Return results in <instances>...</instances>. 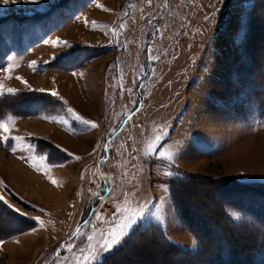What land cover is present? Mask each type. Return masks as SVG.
Here are the masks:
<instances>
[{"label":"rangeland","instance_id":"1","mask_svg":"<svg viewBox=\"0 0 264 264\" xmlns=\"http://www.w3.org/2000/svg\"><path fill=\"white\" fill-rule=\"evenodd\" d=\"M57 2L0 0V84L19 90L0 96V120L24 138L0 141V194L24 213L0 201V264H76L118 208L144 203L139 226L92 264H264V0ZM87 5L81 31L61 34ZM53 73L67 95L43 84ZM16 77L98 127L81 131Z\"/></svg>","mask_w":264,"mask_h":264},{"label":"snow or ice","instance_id":"2","mask_svg":"<svg viewBox=\"0 0 264 264\" xmlns=\"http://www.w3.org/2000/svg\"><path fill=\"white\" fill-rule=\"evenodd\" d=\"M33 2H37V0H33ZM151 0H149V3ZM4 3L7 4L8 0H4ZM106 11H110V9H105ZM208 17H205L207 19ZM87 19H85V23H87ZM94 25L96 24L95 21L92 22ZM124 25H121L123 27ZM46 43H49L46 41ZM50 43L54 47H68L71 48L72 46L69 45L66 41H61L59 38L50 41ZM8 60H11L12 58L9 57L7 58ZM53 59H55V55L53 56ZM45 64L49 63V61H44ZM37 64L36 61H31L30 62V67L35 66ZM19 65H13L11 63H8L7 68L5 69L8 72H11V69L13 67H18ZM35 70V69H34ZM75 74V73H74ZM11 78V77H9ZM17 79L21 80L22 83L26 85L28 90L30 91H38L41 93H47L48 95L57 98L59 101H62L63 104L65 105V112L67 115L73 117L76 121H79L81 127V131H87L90 128H96L98 125L92 121L85 119L82 115L77 113L75 109L71 107H66L67 101L64 100V97L60 96L58 91L55 89H45V88H39V89H33L31 85L28 84L26 80H24L23 77H16ZM18 89L15 88H7L5 89L2 84H0V96H4L6 94L10 95H15L18 93ZM45 119H50V120H57L56 116H45ZM14 117L9 115L6 120H0V141L5 142L6 144L10 140H15V141H22L24 138L20 136H11V131L12 127L11 124L14 121ZM62 123H67V120L61 119ZM74 130V129H73ZM163 139V134L157 135L155 137V140L152 141L151 143L148 144V150L150 152L156 151V144H158L161 140ZM10 151L16 152L17 148L15 146L10 147ZM65 152H67L66 149H64ZM69 156L74 157L75 159H81V157L75 156L73 153H68ZM158 155L162 158H166L169 161L172 160L173 157V152L171 150H164L160 151ZM20 159H28L24 156L19 157ZM41 159H44L43 156L40 157ZM29 163H32L31 160L28 161ZM57 166H63V165H57ZM33 167H37L35 163H33ZM38 170H40L38 168ZM174 173L169 171L166 172L165 175L171 176ZM243 175V174H242ZM84 173H81V178H83ZM51 182L53 184H58V181L55 178L49 177ZM0 185H3V181H0ZM6 187V185L4 186ZM162 188L167 190V185H161ZM163 199V198H162ZM0 201H3L10 209H12L14 212L19 213L21 215H24V213L21 212V209L18 207H15L12 204H9L8 200L5 198L4 195L0 194ZM34 207V206H33ZM41 212L44 211V209H39ZM118 213H122L116 220L115 223L112 227H109L107 230L101 231L99 233V240L97 241L96 244H89V247L87 251L85 252L84 249H81V255L78 257H75L76 264H92L93 261H100L104 253L110 252L113 250V248L117 247L122 243V241L129 235L131 231L136 229L140 222L144 219L146 213L148 212L147 208V203L140 204L137 207L134 208H124V209H117ZM30 219H33L43 225V221L39 216L36 217H30ZM96 219H101L99 215L96 216ZM78 234V231L77 233ZM95 238L94 235H90L87 237L89 241H92ZM3 244V241H0V245ZM193 244H196V241L193 240ZM62 247H67L69 251H72V249L75 247L74 244H69V245H62ZM59 255V253H57Z\"/></svg>","mask_w":264,"mask_h":264},{"label":"crops","instance_id":"3","mask_svg":"<svg viewBox=\"0 0 264 264\" xmlns=\"http://www.w3.org/2000/svg\"><path fill=\"white\" fill-rule=\"evenodd\" d=\"M91 8V5H87L84 9H81L77 14H76V16H74L70 21H69V24L71 25V24H74V25H76V26H71V27H67L66 29H64V30H62L61 31V34H64L65 36H67V37H72V35H75V32H77L78 31V33L81 31V28L80 27H83L84 25V23H85V18H83V16L85 15V13L86 12H88L89 11V9ZM82 11V12H81ZM81 12V13H80ZM83 29V28H82ZM74 41H76L75 39H74ZM37 47H39V46H37ZM58 73L57 74H55V73H53L52 75H51V77L49 78L48 77V80H46V82H48V84L46 83V82H44L43 84L45 85V86H49V87H53V88H56L57 86V83L59 84V90H61V91H63L64 92V94L65 95H67V92L66 91H64V89H66L65 88V86H63V85H61L60 86V78L62 77L61 75H60V77L58 76ZM53 76H56V78H53ZM51 79L52 80H54V81H56L57 83L55 84L53 81H51ZM59 79V80H58ZM69 79V77L67 78V79H65L66 81H69L70 82V80H68ZM62 83V82H61ZM69 84V83H68ZM68 84H66L67 86H68ZM58 88V87H57ZM36 125V124H35ZM43 123H38V127H36L35 126V128H36V131H38V132H41V130H42V128H43ZM40 130V131H39ZM42 133V132H41Z\"/></svg>","mask_w":264,"mask_h":264},{"label":"trees","instance_id":"4","mask_svg":"<svg viewBox=\"0 0 264 264\" xmlns=\"http://www.w3.org/2000/svg\"><path fill=\"white\" fill-rule=\"evenodd\" d=\"M68 1H69V0H58V2L56 3V5H57V4H61V3H65V2H66V3H70V2H71L70 5L73 6V2H74V0H70V2H68ZM60 6H61V5H60ZM70 8H71V7H70ZM60 9L63 10L62 8H60ZM60 9H59V8H58V9L55 8L53 12H52V11L50 12V11L48 10L47 12H45V13H43V14H45V16H47V15H49V17L51 16V17L49 18V19L51 20L52 15H53V19H54V17H55L54 15H56ZM61 10H60V11H61ZM67 10H69V8H67ZM55 11H57V12H55ZM60 11H59V12H60ZM63 15H66V13L63 12ZM57 17H59V16L57 15Z\"/></svg>","mask_w":264,"mask_h":264},{"label":"bare ground","instance_id":"5","mask_svg":"<svg viewBox=\"0 0 264 264\" xmlns=\"http://www.w3.org/2000/svg\"><path fill=\"white\" fill-rule=\"evenodd\" d=\"M40 131V130H39ZM41 132H48V129H45V128H43L42 130H41ZM18 169V168H17ZM19 170V169H18ZM32 175V174H31ZM31 178V177H30ZM38 181V180H37ZM38 184V183H37ZM37 184L35 185V189H38V190H35V192H37V194L39 195V193L42 191L38 186H37ZM37 186V187H36ZM37 195V196H38ZM225 236V235H224ZM249 246V245H248Z\"/></svg>","mask_w":264,"mask_h":264},{"label":"water","instance_id":"6","mask_svg":"<svg viewBox=\"0 0 264 264\" xmlns=\"http://www.w3.org/2000/svg\"><path fill=\"white\" fill-rule=\"evenodd\" d=\"M59 249V248H58ZM58 249L56 250V253L58 252Z\"/></svg>","mask_w":264,"mask_h":264}]
</instances>
